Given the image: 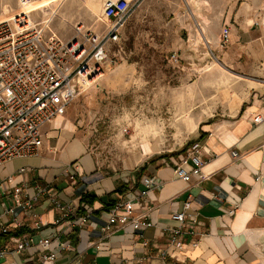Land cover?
<instances>
[{"label":"crops","instance_id":"crops-1","mask_svg":"<svg viewBox=\"0 0 264 264\" xmlns=\"http://www.w3.org/2000/svg\"><path fill=\"white\" fill-rule=\"evenodd\" d=\"M247 12L244 8L239 13V28L232 26L230 17L221 29L220 17L211 43H221L223 30L229 28L230 43L242 39L243 48L260 63L261 77L233 90L221 119L201 125L193 144L202 149L205 163L200 172L190 163V181L179 178L175 170L180 159L171 156L146 161L127 173L106 172L67 109L43 126L37 156L0 168V249L7 252L0 264H264V121L254 122L257 116L264 118V26L252 29ZM149 177L159 183L146 199L152 226L136 231L115 224L103 232L110 209L135 199ZM40 189L55 192L62 204L77 208V217H63ZM17 192L32 208L16 205ZM179 213L186 214L189 231L182 236L181 250L170 243L168 230L181 226L172 218ZM83 216L98 228H80ZM2 228L10 234H2ZM25 235L30 245L17 252L12 238ZM41 240L51 241L47 250ZM67 242L70 249L64 247ZM162 251L168 255L165 260ZM51 255L54 259H43Z\"/></svg>","mask_w":264,"mask_h":264},{"label":"rangeland","instance_id":"rangeland-1","mask_svg":"<svg viewBox=\"0 0 264 264\" xmlns=\"http://www.w3.org/2000/svg\"><path fill=\"white\" fill-rule=\"evenodd\" d=\"M27 1L36 0H0V15L9 6L6 17L17 16ZM201 1L208 12H196L191 0H138L120 46L109 50L104 77L70 104L79 133L106 172L127 173L136 165L140 169L146 161L161 162L169 156L186 158L201 125L221 119L235 89L261 77V65L243 48L242 39L237 44L211 39L218 35L220 17L224 16L221 29L230 17L232 26L239 28L244 8L251 28L263 27L264 0ZM103 4L104 0H65L30 16L32 23H41L56 10L49 29L71 41L79 25L104 31L99 22ZM172 54H177V63ZM152 124L162 132L154 151L140 136L141 127ZM153 137L147 138L152 147ZM137 156L140 160L133 163Z\"/></svg>","mask_w":264,"mask_h":264},{"label":"built area","instance_id":"built-area-1","mask_svg":"<svg viewBox=\"0 0 264 264\" xmlns=\"http://www.w3.org/2000/svg\"><path fill=\"white\" fill-rule=\"evenodd\" d=\"M137 1L104 0L101 19L104 31L97 33L79 25L71 41L52 32L48 21L34 24L26 14L0 22V168L15 159L37 156L43 146V126L64 116L75 99L100 82L105 75L109 50L112 45L120 46L122 31L132 17ZM230 40V29L225 28L221 43L227 44ZM170 58L174 63L179 61L177 54H172ZM263 121L261 116L254 119L256 124ZM201 151L199 144L187 151L186 158L176 166L179 178L190 181L192 173L186 170L190 163L195 167L194 172H200L205 163ZM233 155L236 156V153ZM143 185L144 190L135 199L117 202L110 209L111 216L102 228L103 232L115 224L132 226L136 231L152 226L151 210L146 199L159 183L149 177ZM39 194L48 196L51 205L63 217H77V208L62 204L55 192L40 189ZM20 195L15 193L16 205L23 209L32 208L30 203L22 202ZM5 196L9 198V194ZM188 207L189 204H186ZM172 218L181 226L168 229L172 233L170 243L181 250L184 245L182 236L188 228L187 216L179 213ZM190 222L196 223L193 218ZM79 225L80 228H98L96 223H90L88 216L80 217ZM2 234H10V230L2 228ZM12 240L17 245V252L26 250L30 245L27 235ZM50 243V240L39 242L45 250ZM64 247L70 249V243H65ZM167 257V253L162 251L161 258L165 260ZM6 258L7 252L0 249V261ZM43 259L52 260L54 255L43 256Z\"/></svg>","mask_w":264,"mask_h":264},{"label":"bare ground","instance_id":"bare-ground-1","mask_svg":"<svg viewBox=\"0 0 264 264\" xmlns=\"http://www.w3.org/2000/svg\"><path fill=\"white\" fill-rule=\"evenodd\" d=\"M64 1L65 0H36V1H27L26 4H25V6L24 5H23L24 7L22 6L23 8H21L22 10L20 11V13L18 15H24V14H26L30 18V22L32 23L33 21H32L31 16H30L31 13L38 12L39 10L51 9L52 6H55L56 4L60 5ZM190 4L194 7L195 11L198 12L199 14H202L203 12L206 13V12L209 11L207 4L205 2H202L201 0H191ZM2 11H3V13L0 15V22L1 21H11L14 18V17H11V18L6 17L7 14H10V7L9 6H5L2 9ZM43 12L45 13V11H43ZM56 12H57L56 10H52L51 11V16L47 20L48 22H51L52 21V19L55 17L54 15H56ZM92 12L96 13L93 9H92ZM102 14H103V11H102ZM101 19H102V17L99 19V22H101ZM178 98H180V97H178ZM183 111H182V113H184ZM185 117L188 118L189 123L192 122V119H190L187 116H185ZM193 125L195 126V124H193ZM193 125L190 124L191 127ZM140 132H139L140 133V136H142V138H143V142L142 143L144 145L149 146L150 147V150H153V151L159 149V144L161 142V137H160L161 135L160 134L162 132H160V129H158L155 124H152V125H150V126H148L146 128L145 127H143V128L141 127ZM138 135L139 134H137V136ZM150 135L154 136L153 138L156 141L155 144H154V147H152L151 146L152 144H150L148 142V139L147 138L150 137ZM149 147H148V149H149Z\"/></svg>","mask_w":264,"mask_h":264}]
</instances>
